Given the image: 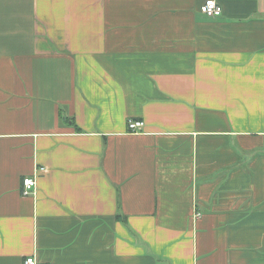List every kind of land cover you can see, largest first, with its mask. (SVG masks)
<instances>
[{
  "label": "crops",
  "instance_id": "crops-1",
  "mask_svg": "<svg viewBox=\"0 0 264 264\" xmlns=\"http://www.w3.org/2000/svg\"><path fill=\"white\" fill-rule=\"evenodd\" d=\"M204 1L0 0V264H264V0Z\"/></svg>",
  "mask_w": 264,
  "mask_h": 264
},
{
  "label": "built area",
  "instance_id": "built-area-1",
  "mask_svg": "<svg viewBox=\"0 0 264 264\" xmlns=\"http://www.w3.org/2000/svg\"><path fill=\"white\" fill-rule=\"evenodd\" d=\"M200 12L206 16H217L222 12L221 6L217 3L216 0H205L204 3L200 5ZM144 122L142 120L137 119H128L127 128L130 131H140L143 128ZM37 170H35V174L32 176H27L23 178V194L28 195L34 192L36 187V177ZM197 215H200L197 213ZM23 264H41L34 255L27 256Z\"/></svg>",
  "mask_w": 264,
  "mask_h": 264
},
{
  "label": "trees",
  "instance_id": "trees-1",
  "mask_svg": "<svg viewBox=\"0 0 264 264\" xmlns=\"http://www.w3.org/2000/svg\"><path fill=\"white\" fill-rule=\"evenodd\" d=\"M67 118V117H66ZM71 120H72V122L74 123V120L71 118ZM75 124V123H74ZM76 129H78L77 127H76Z\"/></svg>",
  "mask_w": 264,
  "mask_h": 264
}]
</instances>
